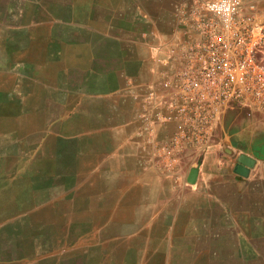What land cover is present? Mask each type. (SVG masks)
<instances>
[{
	"label": "crops",
	"instance_id": "0c3cea01",
	"mask_svg": "<svg viewBox=\"0 0 264 264\" xmlns=\"http://www.w3.org/2000/svg\"><path fill=\"white\" fill-rule=\"evenodd\" d=\"M199 1L0 0V264H264V157L149 106Z\"/></svg>",
	"mask_w": 264,
	"mask_h": 264
},
{
	"label": "built area",
	"instance_id": "2783aa9c",
	"mask_svg": "<svg viewBox=\"0 0 264 264\" xmlns=\"http://www.w3.org/2000/svg\"><path fill=\"white\" fill-rule=\"evenodd\" d=\"M212 3L200 0L187 10L184 39L172 44L169 65L160 70L163 93L149 104L176 125L163 147L172 162L180 150H207L230 112L264 118V15L234 0L225 23Z\"/></svg>",
	"mask_w": 264,
	"mask_h": 264
},
{
	"label": "rangeland",
	"instance_id": "374dc122",
	"mask_svg": "<svg viewBox=\"0 0 264 264\" xmlns=\"http://www.w3.org/2000/svg\"><path fill=\"white\" fill-rule=\"evenodd\" d=\"M261 119L262 121L249 126L250 118L242 110L233 111L226 115L222 129L218 133L234 135V140L231 141L236 149L232 150L238 152L239 156L249 151L252 156L262 158L264 157V118Z\"/></svg>",
	"mask_w": 264,
	"mask_h": 264
},
{
	"label": "clouds",
	"instance_id": "9594fccd",
	"mask_svg": "<svg viewBox=\"0 0 264 264\" xmlns=\"http://www.w3.org/2000/svg\"><path fill=\"white\" fill-rule=\"evenodd\" d=\"M234 0H215V3L209 5V9L222 17L225 23L230 20L233 10Z\"/></svg>",
	"mask_w": 264,
	"mask_h": 264
},
{
	"label": "water",
	"instance_id": "95a60500",
	"mask_svg": "<svg viewBox=\"0 0 264 264\" xmlns=\"http://www.w3.org/2000/svg\"><path fill=\"white\" fill-rule=\"evenodd\" d=\"M237 161L236 173L242 177H246L250 168H253L257 163L256 159L248 154H241Z\"/></svg>",
	"mask_w": 264,
	"mask_h": 264
}]
</instances>
